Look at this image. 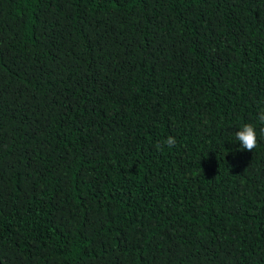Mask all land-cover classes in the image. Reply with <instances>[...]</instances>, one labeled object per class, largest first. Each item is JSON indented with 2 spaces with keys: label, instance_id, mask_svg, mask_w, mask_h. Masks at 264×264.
Masks as SVG:
<instances>
[{
  "label": "trees",
  "instance_id": "1",
  "mask_svg": "<svg viewBox=\"0 0 264 264\" xmlns=\"http://www.w3.org/2000/svg\"><path fill=\"white\" fill-rule=\"evenodd\" d=\"M262 111L264 0H0V264H264Z\"/></svg>",
  "mask_w": 264,
  "mask_h": 264
},
{
  "label": "clouds",
  "instance_id": "2",
  "mask_svg": "<svg viewBox=\"0 0 264 264\" xmlns=\"http://www.w3.org/2000/svg\"><path fill=\"white\" fill-rule=\"evenodd\" d=\"M258 120L264 123V111H262ZM261 134H264V128L260 129ZM235 138L240 142V148L247 151H253L258 144V135L256 126L253 123L243 124L238 131L235 132ZM166 144L171 147L176 144V139L169 136L166 140Z\"/></svg>",
  "mask_w": 264,
  "mask_h": 264
}]
</instances>
